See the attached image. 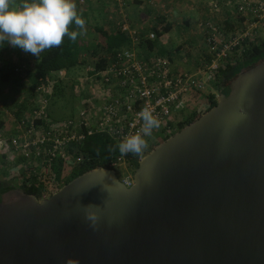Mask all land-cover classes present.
Segmentation results:
<instances>
[{"label": "water", "instance_id": "1", "mask_svg": "<svg viewBox=\"0 0 264 264\" xmlns=\"http://www.w3.org/2000/svg\"><path fill=\"white\" fill-rule=\"evenodd\" d=\"M99 207L95 228L84 206ZM264 264V61L137 163L0 199V264Z\"/></svg>", "mask_w": 264, "mask_h": 264}, {"label": "built area", "instance_id": "2", "mask_svg": "<svg viewBox=\"0 0 264 264\" xmlns=\"http://www.w3.org/2000/svg\"><path fill=\"white\" fill-rule=\"evenodd\" d=\"M110 1L112 7L121 12L127 0ZM208 4L214 18L203 24L207 60L192 72L176 70L168 58L159 54L140 52L137 47L145 41L156 40L155 35L140 37L125 23H116L130 39L131 47L120 51L96 73L94 66L87 67V81L95 87L96 95L92 94L93 99L83 102L84 108L77 120L53 122L49 116L50 90L64 75L60 73L48 81L40 79L29 109L23 111L19 119L11 113V120L3 127L0 124L2 182L16 189L23 185L40 188L39 201L49 198L53 194L49 180L56 168L61 171L60 180L65 181L91 162L82 149L87 137L105 134L119 145L126 137L142 134L143 122L138 113L145 108L159 119L160 126L151 136L144 137L147 147L142 153L157 145L161 140L157 134L161 130L169 129L171 123L176 128L181 122L180 113L175 111L177 105L189 97L198 98L206 87H215L220 70L237 66L246 51L262 41L263 0H227L226 7L233 9L226 11L229 16L221 22L216 19L223 13L222 3L209 0ZM240 19L243 21L239 22ZM230 21L234 24L232 31L225 27ZM92 72L94 74L89 76ZM171 135L169 129L168 137ZM128 155L133 154L119 153L109 163L114 172L129 168L128 172L123 169L125 173L119 178L127 189L133 185L134 174Z\"/></svg>", "mask_w": 264, "mask_h": 264}, {"label": "trees", "instance_id": "3", "mask_svg": "<svg viewBox=\"0 0 264 264\" xmlns=\"http://www.w3.org/2000/svg\"><path fill=\"white\" fill-rule=\"evenodd\" d=\"M82 18L85 20L86 27L89 24V21L86 16H82ZM242 21L243 20L240 19L239 22ZM225 27L227 30L231 31L234 29V25L231 21L226 22ZM91 29L94 34L100 36L104 42L100 47L103 52L102 58L95 57L97 54V46L96 48H92L90 51L89 45L88 47L85 45L84 38L86 35L84 36L83 34L78 36L76 41H72L66 36L61 46L58 48L47 49L41 52L37 57L30 53H24L23 56L18 54L16 61H11L9 58L10 44H7L6 42L0 44V84L10 85L19 93L25 92L26 89V91L30 93V102H32V100L35 99L33 92L39 86L40 79L48 81L62 73L64 77L59 79L53 88L51 97H48V101H51L53 98L63 97V82L74 75L76 71H81V69L86 65V61L82 60V54L86 53L88 58L93 60V69L96 73L102 70L108 62L115 59V56L120 51L131 47V42L128 36L122 33L116 25L113 29H107L104 26L96 24ZM70 30L78 32L81 31L75 25H71ZM170 30V24L168 25L161 19V22L157 23V25L152 29V33L155 34L156 40L145 41L141 44V46L146 47V49L149 50L147 53L151 52L157 46V39H160L164 35L168 34ZM160 54L163 55L161 52ZM261 61H264V41H260L259 44L251 46L246 51L242 61L237 66L230 65L225 69L220 70L215 85L218 95H228V84L230 81L242 71L254 67ZM94 72L89 73V76H92ZM25 85L27 88H25ZM1 94L2 91L0 89V95ZM206 100L207 108L200 113V116L215 107L218 102L214 94H210ZM30 102L22 101L20 106L16 109L17 111L14 112L16 119L20 118L23 111L29 109L28 107L32 104ZM198 118V116H194L190 119H185L182 123H178L175 132L178 133ZM1 126H4L3 122L1 123ZM167 138H165V141ZM82 149L91 159V162L83 165L78 172L74 173L65 181L60 180L61 171L59 168H56L53 171L52 178L49 180L52 185V193H55L64 185L86 172L99 168L114 171L109 166V163L119 156L120 151L118 145L107 135L99 134L87 137ZM145 155L146 152L141 153L140 155H128L127 159L130 164H133L134 167L137 168L138 161ZM12 189L13 186L0 182V199L6 192ZM17 189L25 195L34 196L38 200L41 199L42 189L40 188L23 185Z\"/></svg>", "mask_w": 264, "mask_h": 264}, {"label": "rangeland", "instance_id": "4", "mask_svg": "<svg viewBox=\"0 0 264 264\" xmlns=\"http://www.w3.org/2000/svg\"><path fill=\"white\" fill-rule=\"evenodd\" d=\"M176 1H178L179 4ZM176 1L174 2L175 5L173 6V8L167 9V11L164 10L166 15L169 14V12H170L169 17H171L172 19L171 20L169 19V24L172 26L174 25L175 36H173V34H171V35L165 36L161 39H157V42L159 44L160 43L161 44L166 43V47H165L166 49L165 50L168 51L172 65L174 66V68L176 70L186 71V70H183L182 68L179 69L178 66H180L181 63L183 65L186 64L188 66L193 65V63H194V65L192 66L193 67L192 71H194V69L199 68L207 60L206 46L204 43L206 31L204 29L203 24L205 23V21H208V20L214 18V16H213V14H210V12L208 11L206 13V15H207L206 19L204 20V18H203V20H202V17H200V15L197 13V9L193 8V7H197L198 9H200L201 7H203L204 4L207 5V7L209 8V6H208L209 0H207L208 2L206 0H186V2H184L185 0H176ZM218 1L220 3H222L223 13H226L227 8H228V7H226L227 2L226 3L223 2L224 0H218ZM255 1H257V0H255ZM23 2H24V0H12L13 5H15V6H19ZM78 2H79V0H75V3L77 6H82V5H78ZM80 4H81V2H80ZM111 6H112V3L109 5V7H111ZM190 7L193 8L194 11H192L190 9ZM180 10H182V12H179ZM186 11H189V13H192V14L194 13L193 15H191L193 22L189 21V23L191 24L192 28H197V30H199V35H202V38L200 39L199 44L198 43H195V44L190 43V38H192L193 32L190 31V29H187V27H184V25H183V21L188 20V15H187ZM152 13L156 14L155 12H152ZM201 13H203V11H201ZM223 13L216 20H219L221 22L223 19H225V15ZM159 14L162 15V13H159ZM159 14H156V15L158 16ZM94 18L97 19V21L95 23L100 25L98 20L101 19V14L95 13ZM155 19L158 20L159 17L155 18ZM200 20H202L204 22L201 23L200 27H198ZM166 23H167V21H166ZM96 24L92 25V23H91V25H92L91 28L94 27ZM91 28H89V27L86 28V33H85L86 36L84 38L85 45L87 47L89 45L90 51L92 48H94V47L96 48V46H97V50H96L97 54L95 55V57L102 58L103 52H102L100 47L103 45L104 42L100 36H98L97 34H94V32L92 31ZM263 33H264V31L261 32V36ZM194 36H195V34H194ZM177 38L179 40H177ZM137 49L139 50V47H137ZM9 50H10L9 58L11 61H16L18 54L23 56L25 53L22 50H20L19 48H13L11 45H10ZM167 51L166 52L162 51L161 53L163 55L160 54V56H163L166 58L169 57ZM81 57H82V60H84V61H86V63H88L87 66L83 67L81 69V71H76L74 73V75H72L70 78H68L66 81L63 82V84H64L63 97H56V98H53L51 101H49L48 112H49V116L53 122H64V121H68V120H72V119L77 120V118H79V113L84 108L83 102L84 101L86 102L89 99H93L92 94L96 95V89H95V87L90 86V83L87 81L89 78H88V75L86 73L87 67L92 68L94 62L91 58H88L86 53L82 54ZM179 59H182V61L180 62ZM173 60L176 61L178 66H176L174 64ZM86 81H87V84H86ZM54 86L52 87V90H50V96L49 97H51V95H52L51 92H53ZM25 88H27V87L25 86ZM0 89L2 91V94L0 95V124L2 122L4 124L5 123L7 124L8 121L11 120V118H12V117L10 118L11 113H14L15 111H17L16 109L20 106L22 101H24V102L29 101L30 102L31 97L29 96L30 93L28 91H26V89H25V92L19 93V92L15 91L14 88L11 87L10 85H5V84H0ZM210 94H214L216 99L217 100L219 99V95H218L215 87H213V88L212 87L211 88L206 87L198 95V98H194V100H192L191 97H189L188 99H185L181 105H177L175 108V111L177 113H180V117L178 120H180L181 122H179V123H182L185 119L187 120V119H190L194 116L200 117V113L204 109L207 108V100L206 99ZM33 95H34V92H33ZM4 112H5V114H4ZM7 113H9V114L7 115ZM169 129H171L172 135L168 137ZM169 129H163L157 134V136H159V138L161 140H159V143L157 145L150 146L148 148V150L146 151V155L149 153V151H152L159 144L163 143L165 141V138L168 137L167 139H169L170 137H172L173 135L176 134V132H175L176 128H175L174 123H171L169 125ZM130 166L132 168L131 169L132 172H135L136 168L134 167V165L131 164ZM123 169H126L127 172L130 171L129 168H127V167H123L122 170ZM122 170L119 169V170H116V172H115L117 177L120 179L122 178V175L125 173ZM0 182H2V179H0Z\"/></svg>", "mask_w": 264, "mask_h": 264}, {"label": "clouds", "instance_id": "5", "mask_svg": "<svg viewBox=\"0 0 264 264\" xmlns=\"http://www.w3.org/2000/svg\"><path fill=\"white\" fill-rule=\"evenodd\" d=\"M75 25L81 31L70 30ZM86 31L85 20L77 10L75 0H24L15 6L12 0H0V44L6 42L13 48L38 56L41 52L58 48L64 38L76 41ZM143 122L142 134L126 137L119 145L121 154L140 155L147 147L145 136H151L159 128L160 121L147 108L138 113ZM84 214L90 227L99 220V207L84 206ZM66 264H79L69 259Z\"/></svg>", "mask_w": 264, "mask_h": 264}, {"label": "crops", "instance_id": "6", "mask_svg": "<svg viewBox=\"0 0 264 264\" xmlns=\"http://www.w3.org/2000/svg\"><path fill=\"white\" fill-rule=\"evenodd\" d=\"M175 1L176 0H127L126 6L123 7L121 12H118L117 8L115 9L112 6L109 7V5L111 4V2L109 0L108 1L107 0H79L78 5H82V6H77V10L82 16H86V18L89 21V24L85 28H87V27L90 28L93 24H96L95 22L97 21V19L94 18V14L100 13L101 19H99L98 22L100 23L101 26H104L107 29H113L115 27L116 23H125L132 30H134L140 37H146L152 33L153 27H155L157 25V23L161 22V19L164 20L165 23L167 21V23L169 25V19L171 20L172 18L169 17L170 12H169V14L166 15L164 10L167 11V9L173 8V6L175 5V3H174ZM253 1H255V0H253ZM80 2H82V4H80ZM176 2L178 3V1H176ZM184 2H186V0ZM223 2L226 3L227 0H224ZM149 4L152 5V7H149ZM193 8L197 9V13L200 15V17H202V20H203V18H204V20L206 19V17H207L206 13L208 12L207 5L204 4L203 7H201V8L199 7L200 9H198L197 7H193ZM193 8L190 7V9L192 11H194ZM232 9H233L232 7L227 8V10H232ZM201 11H203V13H201ZM152 12H155L156 14L162 13V15L159 14L157 16L156 14H153ZM179 12H182V10H180ZM186 12L188 15V20L187 21L184 20L183 25H184V27H187V29H190V31L193 32L192 33L193 36L195 34L194 37L192 36V38H190V43L191 44H195V43L199 44L200 39L202 38V35H199V30H197V28H192L191 24L189 23V21L193 22L191 15H193L194 13L193 14L189 13V11H186ZM228 14H229V12H226V14H224L225 17L229 16ZM158 17H159V19L156 20L155 18H158ZM202 20H200L198 27H200L201 23L204 22ZM91 23H92V25H91ZM170 26H171L170 32L168 34L164 35L163 37L169 36L171 34H173V36H175L174 25L173 26L170 25ZM85 33H86V31H84V33H83L84 36L86 35ZM163 37H161V38H163ZM261 38H262V41H264V33L262 34ZM177 40H179V39L177 38ZM165 47H166V43L165 44H161V43L159 44L157 42V46L150 53H156V54L160 55V52H162V51L166 52L167 51V50H165L166 49ZM139 51L144 53V52H148L149 50H147L146 47L140 46ZM167 53H168V51H167ZM168 56H169V53H168ZM167 58L171 61L170 56ZM179 60H180V62L182 61V59H179ZM174 64L176 66H178L176 61H174ZM193 65H194V63H193ZM193 65L188 66L186 64L183 65L181 63V65L178 67H179V69L182 68L183 70L192 72V68H193L192 66ZM30 103H32V102H30Z\"/></svg>", "mask_w": 264, "mask_h": 264}]
</instances>
